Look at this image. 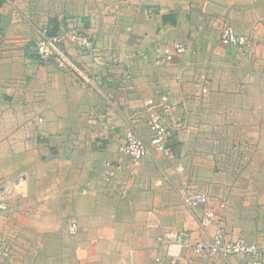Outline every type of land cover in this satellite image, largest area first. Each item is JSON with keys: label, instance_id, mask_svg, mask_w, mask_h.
I'll return each mask as SVG.
<instances>
[{"label": "crops", "instance_id": "1", "mask_svg": "<svg viewBox=\"0 0 264 264\" xmlns=\"http://www.w3.org/2000/svg\"><path fill=\"white\" fill-rule=\"evenodd\" d=\"M75 19L96 38L93 53L63 45L81 74L36 52L43 29L55 34ZM224 22L259 45L223 46ZM263 29L264 0H5L0 246L10 255L0 264H249L191 249L173 260L160 239L195 246L214 237L184 204L185 186L208 197L204 207L219 212L229 240L264 222L256 207L264 200ZM174 43L186 52L157 66ZM163 95L172 156L135 166L120 153L126 130L149 140L143 104ZM109 162L122 165L114 176Z\"/></svg>", "mask_w": 264, "mask_h": 264}, {"label": "built area", "instance_id": "2", "mask_svg": "<svg viewBox=\"0 0 264 264\" xmlns=\"http://www.w3.org/2000/svg\"><path fill=\"white\" fill-rule=\"evenodd\" d=\"M81 21L75 19L73 24L67 29L51 34L48 29L40 32L37 40L36 52L41 62H54L61 70H73L81 74L80 69L73 62L68 53L63 48L66 43H71L86 53H93L96 47V38L84 35L80 29ZM264 35V29H263ZM219 42L225 47L233 46L240 49L255 48L259 42L254 38L239 34L235 31L229 22H224L220 29ZM264 44V42H263ZM186 52V48L181 43H174L164 47L156 56L155 64L164 66L172 62L175 56L182 55ZM129 79L131 75L126 74ZM206 94L208 90L202 89ZM169 96L163 95L160 101L153 99L144 101L143 107L147 117V125L152 133V137L145 139L138 131L130 126L126 130L125 142L120 147V153L131 160L132 164L137 166L148 156L154 153H160L166 158H171L172 151L168 147L169 129L165 125L163 118L158 112L159 106L168 108ZM40 122L43 119H39ZM109 176H114L116 171L122 169V165L107 163ZM183 202L186 207L193 211L200 212V226L202 229L214 227L215 233L210 244L199 243L192 245L188 238H178L163 240L167 246V255L173 260H178L183 250L191 249L195 255L204 256H220L229 258L232 256H246L249 264L264 263V246L250 242L245 238L229 240L225 232V223L220 214L216 210L206 209L204 206L208 204V197L204 194L195 193L193 190L185 186L182 190ZM3 206L0 205V208ZM71 236H75L78 232L77 222H73L68 229ZM10 255V248L6 245L0 246V263Z\"/></svg>", "mask_w": 264, "mask_h": 264}, {"label": "rangeland", "instance_id": "3", "mask_svg": "<svg viewBox=\"0 0 264 264\" xmlns=\"http://www.w3.org/2000/svg\"><path fill=\"white\" fill-rule=\"evenodd\" d=\"M236 154H234L233 156H232V154H229L228 156H227V160L228 161H232L233 159L234 160H237V158H236V156H235ZM220 162V161H219ZM234 173V175H235V173L237 172V171H233ZM233 175V176H234ZM256 207L261 211H263L264 212V200L263 199H261L260 200V202H259V204L258 205H256ZM259 211V212H260ZM261 214V213H260ZM264 219V218H263ZM261 228H259V229H250V230H248L247 232H240L239 234H238V236H241V237H244V238H246V239H248V240H251V241H254V242H257V244H259L260 246H264V222L263 223H261Z\"/></svg>", "mask_w": 264, "mask_h": 264}, {"label": "water", "instance_id": "4", "mask_svg": "<svg viewBox=\"0 0 264 264\" xmlns=\"http://www.w3.org/2000/svg\"><path fill=\"white\" fill-rule=\"evenodd\" d=\"M169 19L170 21H172L173 19H172V16H170V15H168V16H165V19Z\"/></svg>", "mask_w": 264, "mask_h": 264}, {"label": "trees", "instance_id": "5", "mask_svg": "<svg viewBox=\"0 0 264 264\" xmlns=\"http://www.w3.org/2000/svg\"><path fill=\"white\" fill-rule=\"evenodd\" d=\"M5 0H0V7L4 3Z\"/></svg>", "mask_w": 264, "mask_h": 264}]
</instances>
